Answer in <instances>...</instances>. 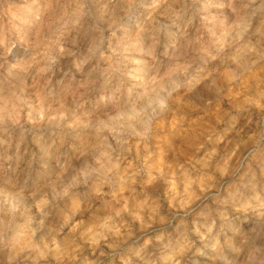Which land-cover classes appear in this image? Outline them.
Segmentation results:
<instances>
[{
	"label": "rangeland",
	"instance_id": "1",
	"mask_svg": "<svg viewBox=\"0 0 264 264\" xmlns=\"http://www.w3.org/2000/svg\"><path fill=\"white\" fill-rule=\"evenodd\" d=\"M0 41V264H264V0H0Z\"/></svg>",
	"mask_w": 264,
	"mask_h": 264
},
{
	"label": "clouds",
	"instance_id": "2",
	"mask_svg": "<svg viewBox=\"0 0 264 264\" xmlns=\"http://www.w3.org/2000/svg\"><path fill=\"white\" fill-rule=\"evenodd\" d=\"M247 13H244V16L247 17ZM193 85L189 83H178L175 86L170 87V91L162 90L157 94L159 100L164 101L163 104L158 105L157 116L162 118H167L168 115L173 114L174 112H179L183 109H188L191 105L188 103V97L192 93ZM175 105V107H173ZM25 169H21V172L18 174L19 179L15 177L8 181L13 183L16 186H19L21 191L31 188V195L33 197L39 198L42 195L41 188L35 183L34 180L24 179ZM31 182V183H30Z\"/></svg>",
	"mask_w": 264,
	"mask_h": 264
},
{
	"label": "bare ground",
	"instance_id": "3",
	"mask_svg": "<svg viewBox=\"0 0 264 264\" xmlns=\"http://www.w3.org/2000/svg\"><path fill=\"white\" fill-rule=\"evenodd\" d=\"M27 1V0H26ZM44 1V0H43ZM40 2V1H39ZM173 2H175V1H173ZM34 3H37V1L36 2H34ZM150 4V3H149ZM149 4H147V6L149 5ZM21 5V4H20ZM19 5V6H20ZM30 5H33V4H30ZM21 7V6H20ZM24 8V7H23ZM43 8H44V6H43ZM8 9V8H7ZM22 9V8H21ZM33 9H34V7H33ZM31 10V9H30ZM116 10V9H115ZM8 11V10H7ZM32 11H34V10H32ZM37 11V10H36ZM29 13H31V12H29ZM28 13V9L27 10H25L24 11V16L25 17H27V16H29V15H32V14H29ZM35 14H37V13H35ZM41 14V13H40ZM3 15V14H2ZM115 15V14H114ZM166 15V14H165ZM16 16V15H15ZM33 16V15H32ZM139 16V15H138ZM159 17V16H158ZM166 17V16H165ZM34 18V17H33ZM137 18V17H136ZM27 19V18H26ZM160 19V18H159ZM29 20V19H28ZM27 20V21H28ZM37 20V19H36ZM26 21V22H27ZM38 21H40V20H37L36 22H38ZM125 21V20H124ZM133 21V20H132ZM59 22V21H58ZM135 22H137V19H136V21ZM20 23V22H19ZM42 23H44V22H42ZM122 23V22H121ZM124 23V22H123ZM133 23V22H132ZM139 23V22H138ZM146 25V24H145ZM9 26H11L10 24H9ZM36 26V25H35ZM124 26V25H123ZM150 26V25H149ZM33 27V26H32ZM127 27V26H126ZM11 28V27H10ZM16 28V27H15ZM148 27H146V29H147ZM6 29V28H5ZM32 29V28H31ZM140 29H142V28H140ZM12 30H13V28H12ZM129 30H131V29H129ZM136 30V29H135ZM139 30V29H138ZM7 31H8V28H7ZM15 31V30H14ZM125 31V30H124ZM126 32V31H125ZM138 32V31H137ZM6 33V32H5ZM56 33H58V32H56ZM134 33V32H133ZM146 33V32H145ZM28 34V33H27ZM171 34V33H170ZM169 34V35H170ZM6 35V34H5ZM10 35V34H9ZM58 35V34H57ZM145 35V34H144ZM11 36V35H10ZM23 36V35H22ZM27 37V36H26ZM29 37V36H28ZM55 37V36H54ZM167 37V36H166ZM6 38V37H5ZM56 40V39H55ZM118 40V39H117ZM150 40V39H149ZM148 41V40H147ZM146 41V42H147ZM1 42V41H0ZM17 41H15V43H16ZM20 42V41H19ZM25 43V42H24ZM46 43V42H45ZM8 44V43H7ZM11 44V43H10ZM182 44V43H181ZM18 45V44H17ZM144 45V44H143ZM56 46V45H55ZM1 47V46H0ZM102 47V46H101ZM144 47V46H143ZM21 48V47H20ZM49 48V47H48ZM51 48V47H50ZM18 49V48H17ZM136 49V48H135ZM135 49H133V50H135ZM139 50H140V48H138ZM142 49V48H141ZM30 50H31V48H30ZM108 50V49H107ZM18 51H20V50H18ZM143 51V50H142ZM5 52H8V51H5ZM4 51H3V53H5ZM22 52V51H21ZM101 52V51H100ZM19 53V52H18ZM48 53V52H47ZM121 53V52H120ZM13 54V53H12ZM89 54V53H88ZM146 54V53H145ZM31 55V54H30ZM10 56V55H9ZM8 56V57H9ZM24 56H26V55H24ZM140 56V55H139ZM24 58V57H23ZM26 58V57H25ZM34 59H35V57H33ZM129 58H131V57H129ZM6 59H10V58H6ZM29 59V58H28ZM33 59V60H34ZM18 61V60H17ZM16 62V61H15ZM32 63V62H31ZM27 64V63H26ZM31 65V64H30ZM147 65V64H146ZM33 69V68H32ZM45 69V68H44ZM23 71V70H22ZM23 73V72H22ZM24 73H26V72H24ZM144 74H145V72H144ZM151 74V73H150ZM11 75H12V73H11ZM23 76V75H22ZM135 76V75H134ZM146 77V76H145ZM142 80H144V78H142ZM22 81V80H21ZM19 83H20V81H19ZM17 85H19V84H17ZM16 85V86H17ZM134 86V85H133ZM133 93V92H132ZM137 101V100H136ZM144 101V100H143ZM139 104V103H138ZM126 120H127V118H126ZM42 139V138H41ZM40 139V140H41ZM41 143H42V140H41ZM46 144V143H45ZM44 146H46V145H44ZM19 238V237H18ZM26 239V238H25ZM1 261V260H0ZM2 263V262H1Z\"/></svg>",
	"mask_w": 264,
	"mask_h": 264
}]
</instances>
